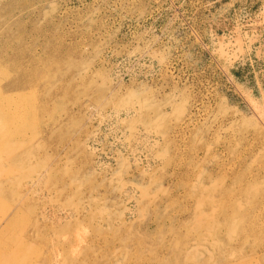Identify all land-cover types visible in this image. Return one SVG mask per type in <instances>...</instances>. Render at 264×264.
<instances>
[{
	"label": "rangeland",
	"instance_id": "rangeland-1",
	"mask_svg": "<svg viewBox=\"0 0 264 264\" xmlns=\"http://www.w3.org/2000/svg\"><path fill=\"white\" fill-rule=\"evenodd\" d=\"M0 264H264V0H0Z\"/></svg>",
	"mask_w": 264,
	"mask_h": 264
},
{
	"label": "bare ground",
	"instance_id": "bare-ground-1",
	"mask_svg": "<svg viewBox=\"0 0 264 264\" xmlns=\"http://www.w3.org/2000/svg\"><path fill=\"white\" fill-rule=\"evenodd\" d=\"M4 129H5V128H4ZM4 129H3V130H4ZM1 132H2V131H1ZM12 137H13V136H12ZM12 137H11V138H12ZM14 139H15V138H14ZM1 141H2V140H1ZM1 144H2V143H1ZM10 144H11V143H10ZM8 146H9V145H8ZM9 151H11V150H9ZM34 261H35V260H34Z\"/></svg>",
	"mask_w": 264,
	"mask_h": 264
}]
</instances>
